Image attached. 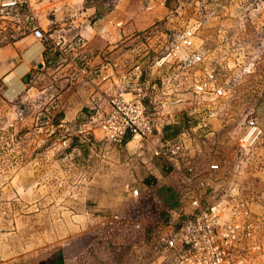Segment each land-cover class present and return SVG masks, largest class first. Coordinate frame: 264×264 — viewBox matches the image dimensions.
<instances>
[{"label":"rangeland","instance_id":"374dc122","mask_svg":"<svg viewBox=\"0 0 264 264\" xmlns=\"http://www.w3.org/2000/svg\"><path fill=\"white\" fill-rule=\"evenodd\" d=\"M187 32L200 61L169 57ZM26 37L18 46L41 42L43 58L17 97L0 81L1 258L67 242L83 264H170L162 238L181 206L172 186L180 176L149 142L136 148L99 130L90 141L75 131L92 108H108L114 86L99 79L104 62L140 65L153 82L171 83L167 94H150L159 95L150 109L161 113L160 138L184 140L196 173L208 179L205 204L224 198L264 212V0H0V49ZM209 74L225 96L193 93ZM80 109L83 119L71 124ZM252 121L262 134L243 149ZM139 164L151 177L162 174L154 191L129 182ZM135 190L142 195L131 197Z\"/></svg>","mask_w":264,"mask_h":264},{"label":"built area","instance_id":"2783aa9c","mask_svg":"<svg viewBox=\"0 0 264 264\" xmlns=\"http://www.w3.org/2000/svg\"><path fill=\"white\" fill-rule=\"evenodd\" d=\"M34 35L44 40L40 30L35 29ZM196 51L193 34L187 32L173 44L169 57L197 62L201 55ZM166 59L161 60L160 67ZM98 74L101 82L109 81L114 86L108 108H92L89 119L76 133L90 141L99 130L108 141L120 144L129 141L128 145L135 144L136 148L149 142L154 147L155 159L173 169L185 185V191L180 192L181 206L172 213L177 218L170 222L169 234L162 238V252L170 258V264H264V212L246 203L232 204L224 198L205 204L213 196L212 187L208 179L196 173L191 150L184 140L172 142L160 138L161 113L158 110L152 113L150 109L159 95L152 98L150 94H167L165 89L171 83L165 78L160 83L153 82L140 65L126 66L113 61L102 63ZM192 89L204 100L226 95L225 89L216 85L213 74L195 82ZM182 101L179 98L174 104ZM201 127H208L206 119ZM251 127L241 140L243 149L252 146L262 134L255 122H251ZM219 168L216 164L210 166L214 172ZM132 195L138 197L139 191H132Z\"/></svg>","mask_w":264,"mask_h":264},{"label":"crops","instance_id":"0c3cea01","mask_svg":"<svg viewBox=\"0 0 264 264\" xmlns=\"http://www.w3.org/2000/svg\"><path fill=\"white\" fill-rule=\"evenodd\" d=\"M27 39L28 37L15 43V45H17L15 47H5L0 49V81H2L9 97L12 99L21 94L24 89L27 76L33 71L34 63L37 60H41L44 56L45 46L41 42L36 43L35 45L26 49L18 46L23 44ZM80 112H82L81 109L77 111L76 115L72 116V118L70 119L71 124H73V121H77L76 119L80 121L81 119H83L84 114L82 113V115L80 114L81 116H79ZM67 121L68 120L66 118L65 122ZM159 135H162V133ZM152 150L154 151V147H152ZM147 167V169H151L150 165H147ZM145 168V166H142L140 164L130 166L129 182L131 181L134 183L135 181H141L142 186L146 187L152 192L154 191V188H156L155 182H161L162 174L158 173L159 170H155L153 172V174L155 173V175L151 177L150 174L146 172ZM172 186H174L175 188H179L180 192L185 191V185L182 181L181 183L178 182L177 184L174 182L172 183ZM129 195L133 197L132 193H130ZM139 195H142V193L140 194V191ZM61 245L62 246H60L59 248H53L54 250L50 249L37 253H26L16 255L12 258L0 257V264H83L81 260L78 261L75 257L72 256V251L70 250V247L67 246L69 245L67 244V242L62 243Z\"/></svg>","mask_w":264,"mask_h":264}]
</instances>
